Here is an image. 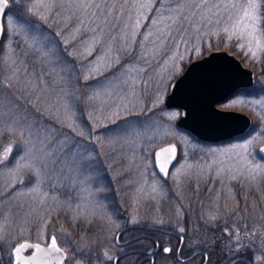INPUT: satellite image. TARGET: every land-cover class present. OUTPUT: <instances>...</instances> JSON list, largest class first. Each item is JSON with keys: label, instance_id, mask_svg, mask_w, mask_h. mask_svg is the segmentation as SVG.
Segmentation results:
<instances>
[{"label": "rangeland", "instance_id": "obj_1", "mask_svg": "<svg viewBox=\"0 0 264 264\" xmlns=\"http://www.w3.org/2000/svg\"><path fill=\"white\" fill-rule=\"evenodd\" d=\"M23 2L28 4L29 0ZM85 2L92 0H55L57 7L48 16L49 30L44 32L45 51L56 54L52 64L57 68L55 73L44 62L43 54L33 51L37 46L31 45L29 34L9 30L7 40H1L0 80L3 83L0 84V106L7 109L20 102V115L30 125L38 123L41 127L52 129L57 136L61 132L71 135L69 129L55 123V115L61 111L58 98L63 87L70 95L83 101L82 105L69 101L75 113L72 122L77 132L82 130L87 135L91 130L94 139L98 128L103 132L102 126L111 128L113 121L120 122L121 127L128 131L121 133L123 138H115L110 133L97 144L99 154L93 153L92 169L88 174L91 183L86 185L94 190L92 195L83 188H53L47 181L39 186V192L32 191L35 186L29 185L27 171L10 175L9 168L0 167V243L8 252L23 238L47 242L52 223L65 219L55 229L60 230L61 242L71 250V264L74 258L82 260L83 264H104L103 261L83 260L76 249L93 251L100 246L112 255L116 247L112 237L124 221L134 216L138 222L162 220L164 223L157 225L175 230L185 228L190 242L209 249L214 259L219 256V249L221 252L225 249L224 261L229 260L231 245L223 231L225 227L237 228L243 235L245 225L251 229L255 224L257 236L259 229L264 227V221L260 219L264 217V178L250 183L247 173L241 175L239 171L236 152L230 150L233 144L241 142L242 137L249 133L258 132L264 138V124L256 129L258 116H264V73L259 79L255 77V70L262 68L264 50H257V56L253 57L248 52L247 41L238 40L235 36L229 40L230 33L223 31L225 26L231 27L235 22L240 12L239 5L245 0H197L199 4L210 6V11L205 9L207 20L203 24L186 25L189 30L183 33L166 26L170 16L178 15L167 10L175 9L177 0H152L146 10H141L139 5L148 3V0H94L101 5L119 6V11L116 7L109 10L120 22L115 27L103 29L91 22L90 17H80L84 20L80 23L79 12L74 5ZM213 5L220 7H211ZM12 9L13 13L28 15L15 4ZM261 11L264 14V8ZM138 13L140 23L136 25ZM153 20L156 23H152ZM260 28L264 33V15ZM260 39L264 45V35ZM94 40L98 42L94 43ZM177 42L184 61L172 59L177 51L173 45ZM193 43L200 47L202 55L192 57L187 51ZM239 44H244V48H239ZM206 45H210L207 51L204 50ZM89 46L94 50L91 56L86 57L84 53ZM252 47L256 50L255 44ZM217 49L234 53L254 71V90L244 91L253 85L241 88L218 104L222 108L248 113L252 123L240 136L220 142H204L177 126L180 109L168 108L164 101L171 82L192 60ZM96 57L100 58L99 62L90 67L89 62ZM117 57L123 67L118 66L119 71L113 67L111 71L115 75H109L104 65L115 64ZM9 58L21 62L17 65L21 82L27 80L32 84V90L24 96L17 90L16 82L10 79L12 65L8 63ZM56 60L63 63L57 64ZM95 67H99L108 79L101 78L99 84L89 80L92 85L89 88L82 82L83 77L98 76ZM77 77H80V82ZM53 78L57 83L51 82ZM7 84L12 85L10 89L4 87ZM105 89L111 95H105ZM93 91L100 95L90 102L88 97ZM157 97L160 100L158 104ZM237 98L259 100L260 103L230 105ZM117 105L121 106L117 108ZM172 112L178 113L175 119L166 114ZM85 115L91 119V129L84 119ZM19 139L15 135L11 141L0 137V144L6 147ZM171 142L178 145L179 155L169 179L165 180L157 171L154 153L159 146ZM262 145L264 142L259 146ZM248 158L253 163H264L258 157ZM218 171L220 175H217ZM233 176L236 178L231 179ZM69 179L75 180L65 173L63 182L67 183ZM21 180L23 183H20ZM234 209L239 211V218L222 215ZM204 214L218 218L211 224H205ZM61 227L66 228L61 230ZM161 235L166 236L164 233ZM158 264L180 263L164 255Z\"/></svg>", "mask_w": 264, "mask_h": 264}, {"label": "snow or ice", "instance_id": "obj_2", "mask_svg": "<svg viewBox=\"0 0 264 264\" xmlns=\"http://www.w3.org/2000/svg\"><path fill=\"white\" fill-rule=\"evenodd\" d=\"M152 0H148V3H142L139 5L141 10H146ZM15 4L17 7L21 8L26 12L27 16H22L19 13H13L12 5ZM57 7L55 0H29L28 4H25L23 0H0V40H7V35L9 30L13 32L23 31L30 35L31 45H36L37 47L33 50L36 54H43L46 63L52 68V72H57V68L52 67L53 58L56 56L55 53H49L45 51L47 47L45 43L44 32L49 30V25L47 23L48 16L52 14L53 8ZM75 9L79 12L78 19L80 17H90L91 22L97 23V27L103 29L104 27H115L119 23V18L111 13L109 10L111 7H116L119 11L118 5H108L104 3L103 5L97 4L92 0V2L78 3L74 5ZM211 7H220L213 5ZM229 7L235 8L237 5H230ZM240 12L236 17L235 22L231 27L225 26L223 31L225 33H230L228 39L231 40L233 36L238 40H245L248 44V52L251 53L253 57L257 56V50H264V45L261 44V20H262V8H264V0H245V3L239 5ZM96 9L98 11H93ZM205 9L211 10L210 6L205 4H199L197 0H177V6L175 9L168 8L170 12L178 13L175 17H169L166 26L169 28H174L175 31L183 33L189 30L186 25H193L197 22L203 24L207 20V15L205 14ZM9 13H13L9 15ZM58 15V13H57ZM31 17V18H29ZM111 17V19H109ZM231 19V17H229ZM39 22V27L37 26ZM210 22V21H208ZM80 23H84L83 19H80ZM140 23L139 13L137 14L136 25ZM152 23H156L155 20ZM79 29L77 28V31ZM123 31V30H121ZM98 41L94 40V43ZM255 44L256 50H253L252 45ZM31 45H28L31 48ZM43 46V47H41ZM176 48V53L172 56L173 61H184L185 57L180 54L179 47L180 44L177 42L173 45ZM239 48L243 49L244 44H239ZM210 49V45L205 46V51ZM3 50V45L0 44V51ZM63 50V49H62ZM93 48L89 46L88 50L84 55L91 56ZM125 51H129L125 49ZM192 57L202 55V51L199 46L193 43L190 49H187ZM23 54V53H22ZM247 54V53H246ZM65 55H68L65 53ZM99 57H96L94 61L89 62L90 67L99 62ZM57 64L63 63L62 61L56 60ZM74 63V61H72ZM8 63L12 65V75L11 80L15 81L17 84V90L24 96L26 93L32 90V84L30 81L21 80L18 77L17 65L21 62L18 60H13L9 58ZM119 58H116L115 64H105L104 68L108 71L109 75H115L112 72V68L116 67L119 71ZM79 71V69H76ZM95 72L99 75L83 77V83H85L89 88L92 85L89 80H95L98 84L101 78L107 80L108 77L104 75L99 67H95ZM78 82H80V77H77ZM52 83H57L55 78L51 81ZM3 81L0 80V84ZM127 83V82H125ZM11 84L4 85L6 88H11ZM101 88H104L101 85ZM105 95H111L104 90ZM61 96L58 98V104L60 107V113L55 115V123H57L61 128H67L71 131V135H66L61 132L58 136L56 133L46 127H41L38 123L36 125H30L28 120L20 115V102H18L14 107H9L5 109L0 106V137H7L11 141L12 136H19L20 139L15 144L9 143L8 146L0 144V148L3 149L0 152V167H7L10 169V175L13 173H20L22 171H27L29 174V185H34L32 191L39 192V186L47 181L49 185L53 188H83L89 191V194H94V190H90L86 185L91 183L89 172L92 169V159L93 153H98L97 144L101 141L102 137L108 136L110 133L115 138H123L121 133H126L127 128H122L120 122L113 121V127L109 128L107 125H103L104 131L101 132L100 128L96 130L95 138H92V132L89 130L88 134L85 135L83 131L77 132L76 126H74L72 120L75 113L72 111V105L69 101H76L83 104V101H79L74 95H70L63 87L60 88ZM99 92L93 91L89 95V101L98 98ZM19 101V98H16ZM160 102L159 97H157L156 103ZM237 103H260L259 100L255 101H245L243 99L237 98L230 102V105H236ZM230 105H225L228 107ZM121 105H117L119 108ZM126 109V105H124ZM170 119H175L178 113H166ZM50 115H52L50 113ZM85 121L91 129V119L85 115ZM98 120V118H97ZM126 121V118H125ZM251 122V121H250ZM264 124V116H258V122L256 123V129L258 130L261 125ZM119 130V131H117ZM264 142L258 132L249 133L248 136L242 137L241 142L235 143L231 146V151H235L238 156L239 171L241 175L247 173V180L250 183H255L258 178H264V163L256 162L253 163L248 157L252 156L253 159L256 157L260 161H264V147L259 145ZM15 147V153H13V148ZM175 145L169 147H164L160 151L154 153L155 159L157 161V167L163 174H167V169L165 165L170 163L171 159L174 158ZM9 157H11V163H9ZM65 173L69 177H74L75 180L69 179L67 183H64ZM220 175V172H217ZM235 179L236 177H230ZM23 183V180L20 181ZM14 187V186H13ZM153 191L155 187L153 186ZM222 215L231 216L236 215L239 218L238 210H227ZM218 217L210 216L204 214L203 219L205 224H211ZM261 221H264V217H260ZM129 223H138V221L133 216ZM154 224H163L161 221H153ZM179 235L177 237V243L172 247L163 246L165 243H171L170 241H156L153 240L156 248L163 252L165 255L176 254L181 252V245L185 244L184 233L185 228L176 229ZM225 235L228 238V242L231 245V250L229 255L228 264H264V227L259 229V236H257L256 225L253 224L251 229L245 225V232L241 235L240 230L237 228L225 227L223 229ZM127 232V228L121 233V236H113L112 239L116 241L117 247L123 249L128 246L127 243L121 244V237ZM49 245L47 248H42L39 244L30 243H19L11 250V262L12 264H63V260L59 259L65 256V253L60 249L57 244L56 237L54 235L49 238ZM127 240V238L125 237ZM191 239V237H189ZM134 243V241H131ZM26 249H34L38 255H30L25 257L22 252ZM245 249V251H241ZM195 251V248L192 249ZM77 255L82 256L83 260L88 261H103L104 264H123V260L126 256L133 255L135 249L128 252H123L119 256L109 255V253L104 250L103 247L97 246L93 251H84L82 249H76ZM153 253L152 255H154ZM188 255L187 252L184 253ZM152 255H149L148 259H152ZM203 257L201 264H206L208 257L206 252L200 253ZM54 256L56 257L54 259ZM72 264H83L82 260L73 259ZM131 264H137L133 261ZM187 264H191V260L187 261Z\"/></svg>", "mask_w": 264, "mask_h": 264}, {"label": "water", "instance_id": "obj_3", "mask_svg": "<svg viewBox=\"0 0 264 264\" xmlns=\"http://www.w3.org/2000/svg\"><path fill=\"white\" fill-rule=\"evenodd\" d=\"M254 81L253 69L246 66L234 53L225 49L213 50L201 58L192 60L171 82L164 105L168 108L180 109L177 126L196 139L204 142L228 140L244 134L250 127L252 118L244 111L222 108L218 104L241 88L252 86ZM171 145H175L176 150L174 158L165 165L166 175L159 170L155 159L157 171L165 180L169 179L171 169L178 159L179 147L175 142H171L155 150L156 153ZM19 243L39 244L42 248H47L49 245V243L30 240ZM57 244L65 253L58 241ZM154 251L156 249L149 251V254L152 255ZM32 255L38 253L34 250ZM152 264H154L153 255Z\"/></svg>", "mask_w": 264, "mask_h": 264}, {"label": "flooded vegetation", "instance_id": "obj_4", "mask_svg": "<svg viewBox=\"0 0 264 264\" xmlns=\"http://www.w3.org/2000/svg\"><path fill=\"white\" fill-rule=\"evenodd\" d=\"M62 220H65V219H61L58 221L56 220L55 222L52 223V229L50 230V236L55 235L59 245L65 250V256L62 259L63 264H71V256H72L71 250L61 242L60 230L55 229V227H59L57 226V224H60ZM65 228L66 227H61V230L62 229L64 230ZM125 228H127V232L124 233V236L121 237L120 243L121 244L127 243L128 246L121 249L117 247L116 241L114 240L116 247L114 248V253L112 254L113 256H119L123 252H128L132 249H135V252L133 255L126 256L124 258L123 264H131V262L133 261L137 262V264H152V259L151 260L148 259L150 255L149 251H152L155 249L156 251L152 252V254L155 253L153 255L154 264H158L159 260L165 254L163 252H160L156 248L155 244H153V240L170 241L171 243H165L163 246L172 247L178 242L177 237L180 235V233H178L173 228L159 226L157 224L149 223L147 221L146 222L141 221L135 224L129 223L128 221H124L123 224L120 226V228L116 231L115 236H121V233L124 231ZM163 233L166 234V236H162L161 234ZM183 235H184L185 244L181 245V252L178 255L170 254L169 256L176 259L180 264H187V261L189 260H191V264H201V260L203 259V257L200 255V253L206 252L207 257H208L206 264H213V262H211V252L209 251V249H207L204 246H198L197 244L190 242L188 240V236L186 233H184ZM125 237L127 238V240L125 239ZM167 237L170 238L171 240L167 239ZM24 240L37 241V240L30 239V238H23L19 240L18 242H16V244ZM172 240H175V241H172ZM131 241H134V243H131ZM39 242H42V241H39ZM49 242L50 241L48 240L47 242H42V243L48 244ZM193 248H195L194 252L192 251ZM11 250L6 252L2 244L0 243V264H12ZM185 252H187L188 255H185L184 254ZM33 253H34V249H26L22 252V255L25 257H28L32 255ZM225 263L228 264V261H225Z\"/></svg>", "mask_w": 264, "mask_h": 264}, {"label": "trees", "instance_id": "obj_5", "mask_svg": "<svg viewBox=\"0 0 264 264\" xmlns=\"http://www.w3.org/2000/svg\"><path fill=\"white\" fill-rule=\"evenodd\" d=\"M249 67H250V65H249ZM256 71V75H255V77L257 78V79H259V76L261 75V74H263L264 73V53H263V62H262V68L260 69V70H255ZM254 88H255V84L252 86V87H249V88H245L244 89V91H250V90H254ZM219 247H221V246H219ZM217 250V249H216ZM219 251V256H217L216 257V259H214V256L212 257L211 256V262H213V264H221V262L223 263V264H227V263H225V261H224V256H225V249H223L222 250V252L220 251V249L218 250ZM241 251H245V249H242ZM226 261H228V260H226Z\"/></svg>", "mask_w": 264, "mask_h": 264}]
</instances>
